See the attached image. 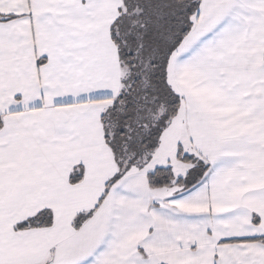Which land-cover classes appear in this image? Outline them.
Segmentation results:
<instances>
[{
	"label": "snow or ice",
	"instance_id": "snow-or-ice-1",
	"mask_svg": "<svg viewBox=\"0 0 264 264\" xmlns=\"http://www.w3.org/2000/svg\"><path fill=\"white\" fill-rule=\"evenodd\" d=\"M0 264H264V0H0Z\"/></svg>",
	"mask_w": 264,
	"mask_h": 264
}]
</instances>
